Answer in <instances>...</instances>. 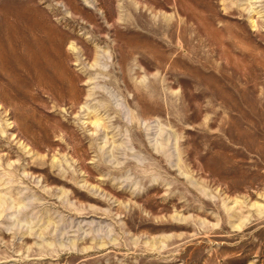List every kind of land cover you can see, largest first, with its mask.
Segmentation results:
<instances>
[{"label":"rangeland","instance_id":"obj_1","mask_svg":"<svg viewBox=\"0 0 264 264\" xmlns=\"http://www.w3.org/2000/svg\"><path fill=\"white\" fill-rule=\"evenodd\" d=\"M0 264H264V0H0Z\"/></svg>","mask_w":264,"mask_h":264}]
</instances>
